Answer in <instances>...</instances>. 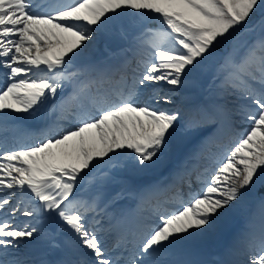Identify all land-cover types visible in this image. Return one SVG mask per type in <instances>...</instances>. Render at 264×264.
Instances as JSON below:
<instances>
[{
	"label": "snow or ice",
	"instance_id": "snow-or-ice-1",
	"mask_svg": "<svg viewBox=\"0 0 264 264\" xmlns=\"http://www.w3.org/2000/svg\"><path fill=\"white\" fill-rule=\"evenodd\" d=\"M118 24L133 45L94 59ZM209 125L233 135L189 168ZM172 160L144 191L173 194L121 231L109 208L127 189L105 185ZM238 218L216 264H264V0H0V264H192L172 257Z\"/></svg>",
	"mask_w": 264,
	"mask_h": 264
},
{
	"label": "rangeland",
	"instance_id": "rangeland-1",
	"mask_svg": "<svg viewBox=\"0 0 264 264\" xmlns=\"http://www.w3.org/2000/svg\"><path fill=\"white\" fill-rule=\"evenodd\" d=\"M117 30L113 32L111 30V26L109 28V32L104 31V34L102 35V42L96 47L93 48L94 51H96V55L93 57L96 60H104L109 59L110 54L112 53H118L122 49H128L130 48L134 41L133 36L136 35V33L132 32L131 30L127 29L126 26L116 25ZM125 31H128V35H124L123 33ZM111 62H115V59L112 58ZM85 61H79L77 62V65L80 66L84 64ZM212 87V74L211 70L207 73L205 78H202L201 81L195 85L191 92L189 94L198 95L201 93H207L208 90ZM243 125H238L237 130L242 128ZM229 134L227 136H224L225 134H221L217 131V129H214L211 127V125L208 126V131L201 137H199V147L200 149V157L203 158V160H200L201 165H206L208 163V157L212 156L213 154L219 155V153L222 151L223 146L226 145V142L230 141L233 132L231 129H225ZM191 147V146H189ZM187 151V149L185 150ZM181 159H183V154ZM176 163L175 160L167 161L164 165H162L160 168H157L153 171L142 173V174H128L123 177L124 180L127 182L129 179H131L134 188H137V185H134L136 182L140 186V188L137 189V191L141 190L142 184L138 183L139 176L142 175H149V176H155L167 173L170 169H172L173 165ZM100 171H104V166H98ZM110 185H112L111 182H109ZM118 184V183H117ZM109 185V184H107ZM105 191L108 193L110 190L107 186H105ZM133 192H130L129 195H131ZM147 199V198H146ZM256 202L254 205H251V209L248 214V219L251 221L252 226L255 230L259 229L260 224V217L259 215L255 214L258 212V208H254L256 206ZM154 206H152L150 203L143 202L142 206V212L146 213L148 212V217H146V220L150 217V214L152 213ZM150 210V212H149ZM245 220L244 218H238L228 226L224 230H222L219 234H213L205 237L197 238L194 241L189 242L187 245H185L181 251H185L189 248L195 249L193 254L198 252L199 254L205 256L209 255V257L213 258V256H216L219 252L225 251L226 248H228L235 237L238 235L240 230L244 227ZM210 261V260H209Z\"/></svg>",
	"mask_w": 264,
	"mask_h": 264
},
{
	"label": "bare ground",
	"instance_id": "bare-ground-1",
	"mask_svg": "<svg viewBox=\"0 0 264 264\" xmlns=\"http://www.w3.org/2000/svg\"><path fill=\"white\" fill-rule=\"evenodd\" d=\"M107 32H109L110 30L108 29V30H106ZM101 34H104V32L103 33H98V34H96V37H95V39L91 42V44L89 45V47L90 48H96L99 44H100V42H102V35ZM96 55V51H94V56ZM61 95H62V93H58L57 94V98L56 99H59V97H61ZM64 127H68V126H64ZM218 131V130H217ZM220 133V132H219ZM159 182V181H158ZM157 182V183H158ZM107 184H109V185H107ZM105 186H107L108 187V189L110 190L109 192H108V194L109 195H111L112 193H114V192H116V191H119L122 187H126V189H127V194L128 193H130V191H129V189H128V187H127V185H128V183L127 184H122V183H112V185H110V183H107ZM161 188H163L162 186H161ZM143 193H145L144 191H142L141 192V194H139L140 195V197H141V195H143L144 196V194ZM153 195H155L156 193H157V191H152L151 192ZM122 199V198H121ZM121 199H119V200H117V201H115L114 203V206L115 207H120V204L118 203L119 201H121ZM159 200L161 199V196H159V198H158ZM126 199H124L123 201H125ZM124 206L126 207L125 209H123L122 211H121V214H123L124 212H128V213H130V210H128L129 208H131L133 205H132V202H130L129 204H124ZM256 208H259V205H256L255 206ZM194 250L195 249H193V248H189V249H187V250H185V251H178L172 258L173 259H176V260H180V261H189V262H192V264H207L206 263V261L208 260V258L209 257H207L206 255L205 256H203V255H201V254H199L198 252H196V254L194 253L193 254V252H194ZM31 254L32 255H34V256H39V251L38 250H32V252H31ZM219 255H220V253H219ZM207 257V258H206ZM239 258H242V257H239ZM207 259V260H206ZM205 262V263H204Z\"/></svg>",
	"mask_w": 264,
	"mask_h": 264
}]
</instances>
